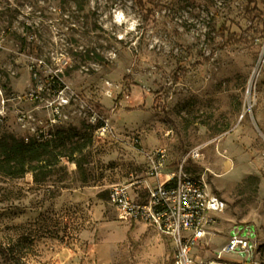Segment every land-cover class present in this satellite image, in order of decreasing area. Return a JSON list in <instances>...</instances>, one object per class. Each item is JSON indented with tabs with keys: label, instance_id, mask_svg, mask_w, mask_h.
Segmentation results:
<instances>
[{
	"label": "rangeland",
	"instance_id": "rangeland-1",
	"mask_svg": "<svg viewBox=\"0 0 264 264\" xmlns=\"http://www.w3.org/2000/svg\"><path fill=\"white\" fill-rule=\"evenodd\" d=\"M263 42L264 0H0V264H169L109 203L157 148L165 173L200 149L182 168L226 203L199 259L243 230L256 253L221 261L264 264ZM47 130L57 161L14 176L4 141Z\"/></svg>",
	"mask_w": 264,
	"mask_h": 264
},
{
	"label": "built area",
	"instance_id": "built-area-1",
	"mask_svg": "<svg viewBox=\"0 0 264 264\" xmlns=\"http://www.w3.org/2000/svg\"><path fill=\"white\" fill-rule=\"evenodd\" d=\"M264 66V42L256 62V69ZM61 103H67L61 99ZM52 110L46 129L59 126L61 115L59 107ZM38 139L44 141L51 137L49 132ZM200 158V149L191 150L187 160ZM147 181L143 190L146 196L138 200L131 196L129 186L114 185L110 188L109 203L117 212L122 222H142L155 230L160 237L168 241L170 264H232L222 262V256L237 255L250 260L258 249L254 234L237 230L215 254L217 260H200L195 250L203 244L211 230L216 226L219 216L226 210L225 201L211 191L204 177H195L186 173L182 164L178 170L165 173L168 153L164 148H157L145 156Z\"/></svg>",
	"mask_w": 264,
	"mask_h": 264
},
{
	"label": "trees",
	"instance_id": "trees-1",
	"mask_svg": "<svg viewBox=\"0 0 264 264\" xmlns=\"http://www.w3.org/2000/svg\"><path fill=\"white\" fill-rule=\"evenodd\" d=\"M53 143L55 142H53L52 140H44L42 142L33 140L23 142L18 141L14 138L5 140L4 150L2 152V156L4 159L3 162L9 168L12 167L20 171L14 174V176H21L28 171L33 172L35 171L38 164H46L50 155L55 158V154H53L52 149H59L64 145L63 142H60L59 145H53ZM59 155L60 157L62 156V154ZM55 161H57L56 158Z\"/></svg>",
	"mask_w": 264,
	"mask_h": 264
},
{
	"label": "crops",
	"instance_id": "crops-1",
	"mask_svg": "<svg viewBox=\"0 0 264 264\" xmlns=\"http://www.w3.org/2000/svg\"><path fill=\"white\" fill-rule=\"evenodd\" d=\"M146 225L142 222H138L137 224H132L130 235L133 238V240H136V238L143 237L144 240L142 241V244L145 246H152L154 251H156L160 256H164L165 259L169 262L168 256H170V247L168 244V241L164 238H161L158 235H154L151 230H147ZM170 259V258H169ZM170 264V262H169Z\"/></svg>",
	"mask_w": 264,
	"mask_h": 264
}]
</instances>
